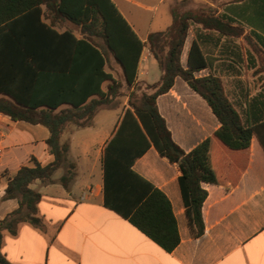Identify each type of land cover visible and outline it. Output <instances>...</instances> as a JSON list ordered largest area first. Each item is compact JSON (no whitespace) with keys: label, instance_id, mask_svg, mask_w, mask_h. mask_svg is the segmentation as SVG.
Segmentation results:
<instances>
[{"label":"crops","instance_id":"obj_1","mask_svg":"<svg viewBox=\"0 0 264 264\" xmlns=\"http://www.w3.org/2000/svg\"><path fill=\"white\" fill-rule=\"evenodd\" d=\"M111 1L143 42L150 33L169 28L173 10L179 8L178 4L170 7L172 20L165 28L141 33L136 22L125 16L121 0ZM124 1L137 4V0ZM182 4L181 12L204 6L216 8L217 14H226L233 19V27L241 29L236 36L192 24L181 64L188 67V54L195 42L206 62L204 69L194 73L195 77L220 78L244 124L255 128L248 153L222 151L237 174L236 183L203 185L208 192L202 207L203 235L195 237L191 229L179 186L178 165L160 156L154 147L135 160L133 170L168 198L177 222L179 245L171 252L165 251L127 219L104 206V150L129 107L125 96L126 107L121 99H116L111 105L101 106L88 126L70 125L63 132L61 141L70 145L69 161L76 165V176L69 189L59 182L43 185L36 181L31 185L42 195L37 216L42 219L44 230L23 222L16 235L3 233L2 252L12 264H264V0H204L201 6L193 0H183ZM41 11V22L57 32L72 31L78 39L91 36L102 46V38L83 31L81 25L54 9L41 5ZM32 22L37 24L35 16ZM40 32L37 27L34 38L39 39ZM7 45L0 39V103L59 104L55 110L59 112L70 108L72 102L82 101L84 92L72 96L73 83L56 71L59 60L54 43L39 45L35 57L40 68H29L22 51ZM106 56V72L122 80L121 66L111 53ZM64 61L65 56L62 64ZM160 77L159 64L145 47L137 81L153 84ZM107 87L108 82L101 85L104 91ZM157 105L173 140L187 153L221 126L207 101L180 77L157 98ZM105 106L112 112L102 113L104 118L96 122ZM49 137L46 127L13 121L0 112V220L19 207L16 199H4L8 182L17 172L22 167H35L36 162L46 166L54 161L46 144ZM64 172L62 168L57 170L53 178L60 179Z\"/></svg>","mask_w":264,"mask_h":264},{"label":"trees","instance_id":"obj_2","mask_svg":"<svg viewBox=\"0 0 264 264\" xmlns=\"http://www.w3.org/2000/svg\"><path fill=\"white\" fill-rule=\"evenodd\" d=\"M41 5L102 38V46L91 36L78 39L72 31L59 33L42 23ZM33 16L37 24L32 22ZM232 22L233 19L224 13L217 14V9L211 6L182 12L175 9L172 25L150 33L143 42L111 0H80L73 4L70 0H0V39L8 43L7 47L22 51L29 68H40L35 57L39 45L54 43L59 60L56 71L73 83L72 96L84 92L81 102H72L70 108L59 112H55L59 104L0 103V112L13 121L46 127L50 132L46 144L55 157L46 166L36 162L33 168L22 167L8 182L4 199H16L19 207L0 220V264H12L2 252L4 232L16 235L23 222L44 230L43 221L37 216L42 195L31 185L36 181L43 185L59 182L69 189L76 176V165L69 161L70 145L61 141L63 132L70 125L88 126L101 106L125 96L129 107L104 150V206L127 219L165 251L171 252L179 245L177 222L168 198L133 170L135 160L154 147L160 156L178 165L179 186L191 229L195 237L203 235L202 207L208 195L203 185L236 183L237 174L222 151L248 153L255 128L244 124L228 100L220 78L195 77V72L206 67L198 45L194 42L190 48L187 68L181 64V54L192 24L203 30L238 36L241 29L233 27ZM37 27L42 31L39 39L33 36ZM145 47L161 69L160 80L153 84L137 81ZM107 52L121 66L120 81L105 70ZM62 65L63 71L59 69ZM177 77L207 101L221 124L212 137L188 153L173 140L157 105V98L173 87ZM105 82H108L106 91L101 88ZM40 106L46 109L39 110ZM61 168L65 172L55 180L53 176Z\"/></svg>","mask_w":264,"mask_h":264},{"label":"rangeland","instance_id":"obj_3","mask_svg":"<svg viewBox=\"0 0 264 264\" xmlns=\"http://www.w3.org/2000/svg\"><path fill=\"white\" fill-rule=\"evenodd\" d=\"M196 6H201L204 4V0H193ZM119 2V1H118ZM183 0H165L160 2V0H137V4L131 5L127 1L121 0L119 2L121 9L125 13V16L132 22H136L137 29L141 28V33L145 30H160L165 28L171 23L172 15L170 14V7L178 4L179 8H182ZM141 4V5H140ZM143 5L147 8H143ZM177 8V9H179ZM181 12V9H179ZM125 97L121 98V102L124 104L123 107L127 106ZM100 114L96 117L95 121L99 122L104 116L102 113L109 114L112 112L107 106L102 107ZM123 110V108H122ZM117 111V110H116Z\"/></svg>","mask_w":264,"mask_h":264}]
</instances>
